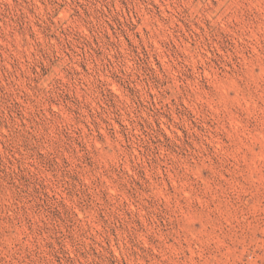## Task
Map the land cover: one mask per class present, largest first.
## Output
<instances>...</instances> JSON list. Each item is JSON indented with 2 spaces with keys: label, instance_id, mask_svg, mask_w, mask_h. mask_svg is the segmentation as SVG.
Returning a JSON list of instances; mask_svg holds the SVG:
<instances>
[{
  "label": "rangeland",
  "instance_id": "1",
  "mask_svg": "<svg viewBox=\"0 0 264 264\" xmlns=\"http://www.w3.org/2000/svg\"><path fill=\"white\" fill-rule=\"evenodd\" d=\"M0 264H264V0H0Z\"/></svg>",
  "mask_w": 264,
  "mask_h": 264
}]
</instances>
